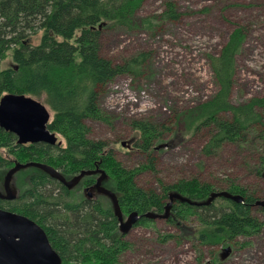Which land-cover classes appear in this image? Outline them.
Here are the masks:
<instances>
[{"label": "trees", "instance_id": "1", "mask_svg": "<svg viewBox=\"0 0 264 264\" xmlns=\"http://www.w3.org/2000/svg\"><path fill=\"white\" fill-rule=\"evenodd\" d=\"M144 0H0V99L6 94L45 99L52 113L48 129L60 137L61 145L18 143V138L0 128V192L5 175L18 164L40 163L58 171L66 180L83 171L93 172L69 189L41 169L28 167L14 174V199L0 198V209L24 214L38 222L47 233L63 264H120L131 243L120 229L111 199L96 189L112 191L124 217L133 212L164 215L172 194L174 200L166 220L176 227L183 240L201 245H237L263 232L264 221L256 211L264 207L260 193L228 179L226 183L198 177L172 183L159 180V190H145L137 178L155 171L152 153L172 136L176 144L206 133L203 156L219 157L222 150L236 146L257 155L256 175L264 178V97L233 103L239 66L249 37V28L237 25L216 55L209 56L217 91L205 101L178 112L171 126L144 120L132 121L139 137L130 147L149 157L138 168H126L114 149L93 140L88 121L112 125L101 111L100 94L121 76L138 77L149 55L120 63L103 56L105 29L156 33L168 23H177L182 13L174 1H166L159 15L140 17ZM40 35L39 43L32 38ZM169 144V143H168ZM122 147L123 146L122 144ZM204 168V165H202ZM17 178V185L13 180ZM97 196L89 198L85 186ZM16 187V188H15ZM227 192L243 197L237 203L214 193ZM160 220L143 217L135 226H151ZM193 221L197 222L195 227ZM193 228V229H192ZM170 235H164L163 243ZM247 243H245L246 245Z\"/></svg>", "mask_w": 264, "mask_h": 264}, {"label": "rangeland", "instance_id": "2", "mask_svg": "<svg viewBox=\"0 0 264 264\" xmlns=\"http://www.w3.org/2000/svg\"><path fill=\"white\" fill-rule=\"evenodd\" d=\"M166 1L169 0H144L139 16L159 15ZM171 1L183 16L177 23L164 24L156 33L110 28L111 24L103 32L104 57L120 63L143 53L149 55L140 76H121L100 94L99 107L110 117L112 125L103 121L87 122L91 138L113 148L116 159L129 169L149 160L135 146L130 147L139 137L132 121L171 126L178 112L215 94L217 87L209 56L219 53L239 24L247 26L250 32L238 58L232 101L238 104L264 97V0ZM39 41L40 35L32 38L35 44ZM40 102L47 106L45 99ZM207 138L206 133H199L176 144L168 135L164 145L152 153L156 170L140 175L138 185L151 191L160 189L159 180L172 183L198 177L226 183L228 179H235L256 189L264 200V178L256 175V152L229 146L219 157L205 158L202 151ZM58 142L62 143L59 136ZM17 182L14 179L13 186ZM12 193L17 195L18 191L13 187ZM256 215L264 221L263 211H256ZM196 225L193 221L192 227ZM180 234L163 219L149 227L134 226L126 234L131 248L121 257L120 264H264V228L260 235L239 239L237 245H201L193 239L183 240ZM164 235L172 236L171 240L163 243Z\"/></svg>", "mask_w": 264, "mask_h": 264}, {"label": "water", "instance_id": "3", "mask_svg": "<svg viewBox=\"0 0 264 264\" xmlns=\"http://www.w3.org/2000/svg\"><path fill=\"white\" fill-rule=\"evenodd\" d=\"M50 120L51 112L47 106L32 97L9 93L0 99V128L14 134L21 145H60L58 136L48 129ZM123 146H125V143H123ZM31 166L43 170L69 189L77 186L85 176L93 174V172L83 171L71 181H67L58 171L44 164H18L7 173L4 181L5 193H0V198L13 199L15 197L11 188L14 174ZM104 177V174L99 177L96 189L99 193L111 199L123 234H128L131 228L143 217L166 219L170 213L172 202L183 200L180 195L172 194L164 215L151 213L143 215L133 212L125 220L116 195L102 186ZM219 195L237 203L243 202V197L239 195L233 196L227 192H221L214 193L207 204ZM258 205L264 207V201L258 202ZM0 264H63V261L51 246L43 228L26 216L0 210Z\"/></svg>", "mask_w": 264, "mask_h": 264}, {"label": "flooded vegetation", "instance_id": "4", "mask_svg": "<svg viewBox=\"0 0 264 264\" xmlns=\"http://www.w3.org/2000/svg\"><path fill=\"white\" fill-rule=\"evenodd\" d=\"M61 145V144H60ZM80 175V174H79ZM78 176V175H77ZM76 177V176H75ZM74 177V178H75ZM73 178V179H74ZM72 179H67V181H71ZM82 181V180H81ZM81 181H80V183H81ZM79 183V184H80ZM78 184V185H79ZM76 187V186H75ZM68 188V187H67ZM72 189V188H71ZM84 189L86 190V192H87V194H88V197L89 198H93V196H97V194L96 193H94V191H92L91 190V192H90V187H88V185L87 186H85L84 187ZM0 193H5L4 191L3 192H0ZM14 196H16V195H14ZM7 199V198H6ZM14 199V198H13ZM0 210H2V209H0ZM5 211H9V212H12V213H16V214H19V215H23V216H26V215H24V214H20V213H17V212H14V211H10V210H5ZM27 218H29V219H31V220H33L32 218H30V217H28V216H26ZM36 224H38L41 228H43L38 222H36L35 220H33ZM44 229V228H43ZM45 231V230H44ZM47 234V233H46ZM47 237H48V235H47ZM48 239H49V237H48ZM50 241V240H49ZM51 244V243H50ZM52 246V245H51Z\"/></svg>", "mask_w": 264, "mask_h": 264}, {"label": "built area", "instance_id": "5", "mask_svg": "<svg viewBox=\"0 0 264 264\" xmlns=\"http://www.w3.org/2000/svg\"><path fill=\"white\" fill-rule=\"evenodd\" d=\"M144 93V92H143Z\"/></svg>", "mask_w": 264, "mask_h": 264}]
</instances>
